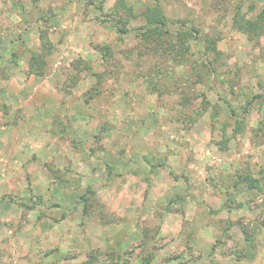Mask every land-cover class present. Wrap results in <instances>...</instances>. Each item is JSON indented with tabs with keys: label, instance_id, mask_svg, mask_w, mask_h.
I'll return each mask as SVG.
<instances>
[{
	"label": "rangeland",
	"instance_id": "374dc122",
	"mask_svg": "<svg viewBox=\"0 0 264 264\" xmlns=\"http://www.w3.org/2000/svg\"><path fill=\"white\" fill-rule=\"evenodd\" d=\"M19 1L0 0V264H145L147 253L148 264H264V34L252 42L232 27L235 10L251 19L261 0H161L170 19L199 30L193 55L178 61L141 54L136 32L152 0H103L102 9L96 0ZM121 1L136 15L127 33L116 29ZM205 36L218 39L217 73L186 83L203 68ZM155 71L163 94L146 86ZM96 83L100 93L86 101ZM201 92L217 100L214 121L198 111ZM236 118L244 129L230 134ZM238 173L260 178L263 191L241 183L236 192ZM88 185L87 215L75 201ZM40 193L41 206L22 205ZM238 223L257 244L241 260Z\"/></svg>",
	"mask_w": 264,
	"mask_h": 264
},
{
	"label": "trees",
	"instance_id": "16d2710c",
	"mask_svg": "<svg viewBox=\"0 0 264 264\" xmlns=\"http://www.w3.org/2000/svg\"><path fill=\"white\" fill-rule=\"evenodd\" d=\"M5 1H10L12 5H15L16 7L20 6V1L19 0H3ZM34 1V0H32ZM36 1V0H35ZM97 1V8L98 9H102V2L103 0H96ZM95 1V2H96ZM89 3L94 2L93 0H88ZM262 2V7L260 9V11L253 16V18H246L243 16L242 13H239L238 10H235V14L233 15L232 18V27H234L235 29L241 31L242 33L245 34L247 40L249 41H255L257 42L259 40V38L264 34V0H261ZM117 8L122 10L123 12L126 11V13L124 14H120L117 11H114V18L116 19V29L118 32L120 33H127L128 30H130L128 28V21L129 18L131 16H136L135 13L133 12V10L127 6L125 4V2L121 1L119 3H117ZM239 8V6H238ZM140 16L143 20V24L138 27V38L142 41V45H143V53L141 52V54H158L159 56H163L165 57L166 55L173 57V59L175 60H180L183 56V54H189L190 56L193 55L189 52H191L190 50V41L192 39H198V35H199V30L197 27L194 26L193 23H190V21H188L187 19H181V18H169L167 16L166 13H164V9L163 6L161 5V0H152V2L150 4H148L146 7H144V9L141 11ZM173 22H175L176 24L178 23L180 27H182V29H180V27L176 28L173 32L170 31L169 29V24H172ZM41 36H43L41 34ZM202 37H200L199 39H201ZM203 52H202V60L199 63L201 67L199 72H196L192 75H187L185 77V82L186 83H190V81H192V78L194 76H196L195 78L197 79L196 82H201L203 75L202 74H206V72L208 71V73L212 74V73H217V66L216 61L218 62V58L220 55V51L217 49V37H211V36H205L203 38ZM47 41L42 43V48L43 50L49 48L46 47L47 45ZM2 45L1 39H0V46ZM146 48L148 50H146ZM107 52H108V46L106 47ZM13 58H15V56H17V54L15 52H11ZM37 53H34L31 55L30 59L28 60L30 67H32L33 65L36 64V60H38V56L36 55ZM178 57V59H177ZM76 67V65H74ZM43 67H44V62L41 63L39 70L37 71V74L42 75L43 74ZM204 68H206V70H204ZM33 69L35 70V67H33ZM204 70V71H203ZM154 71V69H153ZM203 71V72H202ZM91 73V75L100 76V73H95L94 71L90 70L89 71ZM155 75H153L152 77H147L149 78L147 81V88L149 89V93H153V91H157L158 94H161L163 89H161V86L164 85V83L159 84L160 81V76H157L158 71H155ZM202 72V73H201ZM157 76V77H156ZM70 79H68V83H66V88L67 91H69L68 89L70 87H75L77 82H78V77L76 75H72L71 77H69ZM143 78L145 79L146 76H143ZM193 85V82H192ZM191 87V86H190ZM100 93V87H98V84L96 83V85L91 86L89 89L86 90V92L84 93L85 96V100L88 101L90 98H92L94 95L99 94ZM163 94V93H162ZM200 98L199 100V112H204L207 110H210V117L211 119L214 121L218 118V116L220 115V110H219V106L217 104V100L213 103L210 102V100L206 97V95L201 92L198 93L197 96H194V99L196 98ZM254 98V97H252ZM252 100V99H251ZM250 100V101H251ZM189 99L186 97H181L180 102L181 104H183L184 108H186V102H188ZM250 101H247L245 104V109L248 108ZM245 111V110H244ZM228 113V111H227ZM229 116L234 115L235 111L233 109L229 110ZM192 121H194V116L190 119ZM235 126L233 128H231V133L230 134H236L238 132L243 131L244 126L242 124V121L240 119H235ZM8 123H4L3 126H7ZM229 124L227 122L224 123L223 127H222V132L224 133V129L228 126ZM263 126V123H260L259 129L260 127ZM264 131V130H263ZM1 125H0V134H1ZM229 134L225 133V141L229 140L230 136H228ZM227 139V140H226ZM224 142V141H223ZM225 144V143H224ZM150 156V155H148ZM148 156H144L145 160L150 163V166L152 168H156L161 166L163 163L161 161H155L152 162V160L148 157ZM54 174H56V171H52ZM55 178L58 180L60 178H58V176L54 175ZM63 182H66L65 180H63ZM63 182H58L60 185H62L61 183ZM241 183H245L247 186V189H256L257 191L262 192L263 191V184L260 182V178H256L253 177L251 174L249 173H238L237 174V179L235 180V184L234 187H238V189H236L237 191H240L239 188L242 190V187H240ZM30 184V183H29ZM29 189V188H28ZM31 189V188H30ZM233 194V193H231ZM95 195V191L92 188L91 185H88L86 190L82 193H80L78 195V200H76L75 202H82L83 204V212L84 214L86 213L87 215L89 214V209L90 207H92V201L90 199V196L94 197ZM233 196V195H232ZM36 200L32 201L31 203L27 204V202H21L22 205H26L27 207H35V206H41V203L43 202L42 199V194H36L35 196ZM95 198V197H94ZM28 199L33 200V197L30 195ZM178 199V198H177ZM229 199V198H227ZM10 201H13L12 197H9ZM176 200V199H174ZM230 200V199H229ZM173 201V199H172ZM100 204V202H97ZM53 206H57L56 203H53L50 207ZM240 225V230L243 233V242L244 245L243 247L238 250L237 252L234 251L233 255L235 256L236 259L241 260L243 258H250L252 256L255 255V250H256V242L254 241V236H253V232L251 230V232L249 231L250 228L246 227V225L238 223ZM146 229L144 231V235L147 236L146 233ZM217 242H220V239H217ZM214 243L212 245V249L215 247ZM155 257V255L153 253H147L145 255L142 256L143 261L145 264H148L152 261V259ZM91 260H95L93 263L89 262V264H94L97 260V257L94 256H90V259L88 261ZM97 264H107V263H101V262H97ZM182 264H188V263H182Z\"/></svg>",
	"mask_w": 264,
	"mask_h": 264
}]
</instances>
